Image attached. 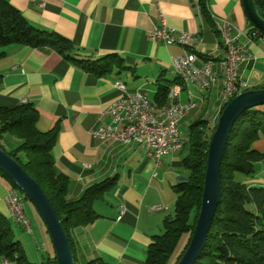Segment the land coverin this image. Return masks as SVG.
<instances>
[{
  "label": "crops",
  "instance_id": "obj_1",
  "mask_svg": "<svg viewBox=\"0 0 264 264\" xmlns=\"http://www.w3.org/2000/svg\"><path fill=\"white\" fill-rule=\"evenodd\" d=\"M8 1L37 29L68 39L77 49L74 58L97 59L115 54L121 59V67L96 76L49 47L20 43L0 46V106L30 103L38 113L39 131L58 127L51 155L56 172L68 178V199L80 197L88 186L106 177H117L103 199L93 202L99 217L70 230L76 263L98 259L107 264H144L152 237L161 233L162 220L173 212L176 195L172 186L187 178L182 165L185 145L162 156L156 164L139 143L93 138L90 130L109 121L106 108L119 95L114 82H123L130 91L140 89L154 101L160 86L175 81L171 59L183 48L148 37V31L159 25L161 18L176 32L196 34V63L213 59L216 72V61L224 57V50L212 20L231 21L234 32L239 33L238 42L248 51L237 72L245 88L264 87V42L248 35L253 25L242 0H205L210 20L202 15L199 0ZM188 96L195 103L189 112L196 108L193 122L204 112H208L203 119L207 126L216 122L224 106L219 83L209 89L187 83L180 101L184 103ZM258 107L264 110V105ZM187 115L180 121L179 130ZM253 148L264 152V136L253 142ZM236 179L249 186H264V159L254 164L251 175L237 174ZM12 187L0 172V213L10 220L12 231L13 227L24 231L9 215L5 202ZM28 208L36 220V209ZM40 229L43 231L41 224ZM34 245L37 249V244L31 242V251ZM36 251H32V258L38 259Z\"/></svg>",
  "mask_w": 264,
  "mask_h": 264
},
{
  "label": "trees",
  "instance_id": "obj_2",
  "mask_svg": "<svg viewBox=\"0 0 264 264\" xmlns=\"http://www.w3.org/2000/svg\"><path fill=\"white\" fill-rule=\"evenodd\" d=\"M204 1L199 0L200 11L210 20ZM253 2L263 10V0ZM14 43L49 47L96 76L108 74L114 67H121L122 63L115 54L97 59L74 58L77 49L68 39L53 31L37 29L8 0H0V46ZM169 85L159 87L154 96L156 103L164 101ZM37 118L38 113L30 103L0 106V147L45 193L61 222L77 264L70 230L88 225L99 217L93 209V202L103 199L115 185L117 177H106L88 186L80 197L68 199V178L56 172L51 155L58 127L39 131ZM214 127L215 123L210 127L200 118L190 124L187 138L183 139L187 153L182 158L188 175L172 186L176 195L173 213L162 220L163 232L152 237L144 264H171L174 258L172 264H175L187 246L200 208L207 148ZM5 134L17 139V144L8 151L2 145ZM262 136L264 110L259 107L244 110L234 122L222 152L219 202L204 247L193 264H264V186H249L236 179L237 174L251 175L254 164L264 159V152L253 148V142ZM1 173L15 188L12 181ZM3 261L7 264H56L55 256H50L48 251L41 253L39 261H30L19 239L14 238L10 220L0 213V264ZM86 264L107 263L93 259Z\"/></svg>",
  "mask_w": 264,
  "mask_h": 264
},
{
  "label": "built area",
  "instance_id": "obj_3",
  "mask_svg": "<svg viewBox=\"0 0 264 264\" xmlns=\"http://www.w3.org/2000/svg\"><path fill=\"white\" fill-rule=\"evenodd\" d=\"M220 23L227 31L229 37L230 51L224 57L216 61L218 72L213 69V59H204L198 65L197 54L194 51L197 36L191 32L178 31L168 27L163 18L159 25H153L148 31L151 40L161 42L164 45L177 44L183 48V52L171 59L173 69L187 70L193 80V84L201 89L206 86L217 75H224L223 87H220V99L222 104L230 100L234 93V85L246 87L245 82L238 79V68L247 59V48L238 42L239 33H235L234 24L225 19L219 18ZM250 37H258L264 42V36L255 28L248 33ZM119 95L112 100L106 108L109 121L101 126L90 130L95 139L115 140L120 143L129 144L136 142L143 145L145 155L159 163L162 156L180 150L183 146V139L180 130H176V120L180 119L181 109H188L187 99L184 103L178 96V83L172 85V99L166 109H155V105H149L148 96L145 92L124 91L123 87L114 85ZM19 197L24 194H15L10 190L5 196L12 218L27 233H32L29 219L24 209L19 205ZM152 208H159L153 206ZM119 219V217H118ZM38 248V245H36ZM7 264L6 261H4Z\"/></svg>",
  "mask_w": 264,
  "mask_h": 264
},
{
  "label": "water",
  "instance_id": "obj_4",
  "mask_svg": "<svg viewBox=\"0 0 264 264\" xmlns=\"http://www.w3.org/2000/svg\"><path fill=\"white\" fill-rule=\"evenodd\" d=\"M242 5L253 27L264 36V0L263 10L256 7L253 0H242ZM261 105H264V87L245 88L224 104L209 139L200 208L194 229L175 264H193L202 251L219 202L220 160L232 126L244 110ZM0 171L32 202L49 234L56 264H75L67 236L45 193L1 147Z\"/></svg>",
  "mask_w": 264,
  "mask_h": 264
},
{
  "label": "rangeland",
  "instance_id": "obj_5",
  "mask_svg": "<svg viewBox=\"0 0 264 264\" xmlns=\"http://www.w3.org/2000/svg\"><path fill=\"white\" fill-rule=\"evenodd\" d=\"M195 111H196V108H194L191 112H189V114L185 118L186 123L185 124H182L180 126V133H181V136H182L183 139H186L187 138L189 124L191 122H193V119L194 118H196V117H194ZM206 113L208 114V112H204L201 115V117H202L201 119H204L205 116H207ZM214 123L216 124V122H213V124L210 125V127L213 126ZM206 133H209V130H207ZM13 138H15V137L14 136H11V135H8V134H5L3 136V138H2V145H3V148H5V150L8 149L10 147V145L15 146L17 144V141L14 142ZM186 153H187V144L185 143V146H184V149H183V156H185ZM14 189L15 190L16 189L19 190V188H17V187H15ZM28 206H32L33 208H35L33 206L32 202L29 199H25V202H24V212H27L28 217L27 216L26 217L30 221V225H31V228H32V233H27L26 231H22L21 229L16 230L13 227V234H14V238L15 239L17 237H20L21 236V238L19 240H20L21 245L23 246V248H24V250L26 252L27 258L30 261H35L36 262V261H39V259L41 258V253H46L48 251L49 255L50 256H53L54 255V251H53V246H52V242L50 240L49 234L46 231L45 225H44L43 221L41 220L38 212H36V210L34 209L35 210L36 217H37V219L35 220L34 217H33V215L29 212ZM25 215H26V213H25ZM40 224L42 225L43 231H41V229H40ZM162 232H163V229H161V233ZM15 234H17V235H15ZM29 241H31L33 244L36 243L38 245V248L36 247L37 249H35V245L32 247V251H34V250L36 251L37 250L36 252H38V255H39V258L38 259L36 257L35 258H32V254H31L32 251L29 249V246H30V243L31 242H29ZM184 243H185V241H184ZM184 243H183V245H184ZM174 260H175V258L171 261V264L174 262Z\"/></svg>",
  "mask_w": 264,
  "mask_h": 264
},
{
  "label": "bare ground",
  "instance_id": "obj_6",
  "mask_svg": "<svg viewBox=\"0 0 264 264\" xmlns=\"http://www.w3.org/2000/svg\"><path fill=\"white\" fill-rule=\"evenodd\" d=\"M213 26L214 29L217 33V36L219 37L220 40V44L221 47L224 50V54L229 53L230 51V44H229V37L227 35V31L225 30V28L223 27V25L220 23L219 18H214L213 20ZM172 72L175 75V79L176 81H174L173 83H171L168 87V90L166 92V96L163 102L161 103H156L154 101H152L149 97H148V103L149 105H155V109H166L167 105L170 103L171 99H172V85L177 84L178 83V96L180 98V93L183 90V87L187 85V83H192L193 84V80L192 78L189 76L187 70H182V69H173ZM219 83L220 87H223L224 84V75H217L214 79H212V81L208 84V86H206V89L211 88L212 86H214L215 84ZM123 87L124 91H130L126 88L125 84L119 80H116L114 82V85H119ZM140 89H135L132 91H139ZM241 91V85H234V93H238ZM235 96V95H230V99ZM188 99H190V97L188 96ZM195 106V103H189L188 104V109H181V114H180V119L176 120V130H179V123L180 121L185 117V115H187V113ZM10 191L12 193L15 194H23L21 191L19 190H15L14 188H10ZM25 197H19V205L22 209H24V202H25ZM9 211V210H8ZM10 216L12 217V214L9 212ZM2 264H5L4 261L2 262Z\"/></svg>",
  "mask_w": 264,
  "mask_h": 264
}]
</instances>
